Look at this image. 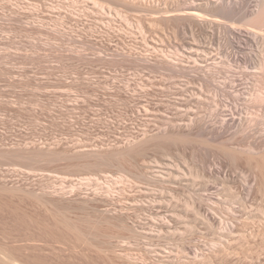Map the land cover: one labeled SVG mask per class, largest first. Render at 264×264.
Here are the masks:
<instances>
[{"label":"rangeland","instance_id":"obj_1","mask_svg":"<svg viewBox=\"0 0 264 264\" xmlns=\"http://www.w3.org/2000/svg\"><path fill=\"white\" fill-rule=\"evenodd\" d=\"M202 1L0 0V264H264L256 0Z\"/></svg>","mask_w":264,"mask_h":264},{"label":"bare ground","instance_id":"obj_2","mask_svg":"<svg viewBox=\"0 0 264 264\" xmlns=\"http://www.w3.org/2000/svg\"><path fill=\"white\" fill-rule=\"evenodd\" d=\"M202 1V0H201ZM226 2V1H225ZM228 2V1H227ZM223 3L222 5H215L214 7H212L213 9L212 10H214V11H216V12H219V13H222V14H224V13H228L229 12V14H230V12L233 10L232 9V6L234 7V5H231L229 2L228 3ZM214 2H212V0H203L202 2H200V3H193V4H191L190 6H188V7H183L184 5L183 4H181V3H179L178 4V6L175 8V9H170V10H165V12L167 13V15H164V16H162V18L163 19H165L166 21H175L176 23H179V24H181V23H188L189 25L190 24H196V17H198V15H199V11H198V8H201V7H208V6H211L212 4H213ZM241 3V2H240ZM100 5V4H99ZM102 5V4H101ZM100 5V6H101ZM101 7H103V6H101ZM235 8V7H234ZM236 9V8H235ZM213 11V12H214ZM233 12V11H232ZM238 12V11H237ZM215 14V13H214ZM216 15V14H215ZM214 15V16H215ZM233 15V14H232ZM222 16V15H221ZM199 18V17H198ZM246 18H248L247 20H248V22H247V27L246 28H243V27H241V28H239V26L238 27H234V26H232L231 27V34H233V35H238V34H242L243 33V35L245 34V36L247 37V40L248 41H251L252 42V45H258L259 47L260 46H263L264 45V0H256V3H255V6L253 7V9L246 15ZM205 20L207 21V22H211V23H218V22H220V20H218L217 18H205ZM236 37V36H235ZM250 42V43H251ZM233 55V54H232ZM236 55H234V57H235ZM234 57L233 56H231V54H229L224 60H223V62H224V64L225 65H227L228 67H229V69L230 68H234V66H235V63L233 62V61H235V62H237V61H239V57H235V59H234ZM173 58H175V57H173ZM244 58V57H243ZM242 58V59H243ZM247 58H250V57H248V56H246V58H245V60H247ZM179 59V61H176V59L174 60V59H171L170 57H169V60H168V67H169V65H172V67H170V68H173V67H176V66H181V64H180V62H182V61H184L183 59H181L180 57L178 58ZM181 59V60H180ZM253 60V59H252ZM167 62V61H166ZM254 62H256V64H257V66H258V68H257V70L255 69L254 71V75H255V77H256V81H260L261 79V77L263 76V74H264V58H261V59H259V58H255V60H254ZM178 66V67H179ZM226 67V66H225ZM181 68H183V67H181ZM262 74V75H261ZM208 76H204V77H206L205 79L208 81L207 83H209V84H213V83H210L211 82V80L213 81L214 79H213V75H211V76H209L210 74H207ZM238 77V76H237ZM235 78V76H228L227 77V79H228V81H226L225 83H227L228 85H229V83H231V86L234 88L233 89V92H235V91H237V89L235 88L236 86H235V84H233L232 85V83H234L235 81H236V79L238 80V78ZM212 78V79H211ZM263 79H264V77H263ZM241 80V79H240ZM246 80V79H245ZM210 81V82H209ZM262 81V80H261ZM261 81H260V83H261ZM249 82H251V81H245V87H248V84H249ZM254 82V81H253ZM264 82V81H263ZM262 82V83H263ZM259 83V82H258ZM258 83H257V85H258ZM226 84V85H227ZM237 84V83H236ZM255 84H256V82H255ZM250 85H251V83H250ZM249 85V86H250ZM260 85V84H259ZM252 87V86H251ZM256 85L254 86V91H253V93L252 94H249V95H251L249 98H248V100H249V102H251V103H253V104H255V105H258L259 107L260 106H262L263 107V105H264V91H263V89L261 90V89H259L260 88V86H257L256 88ZM259 87V88H258ZM244 88V87H243ZM232 92V91H231ZM251 93V92H250ZM239 94H236V97H239L238 96ZM237 99V98H236ZM248 102V103H249ZM254 106V105H253ZM261 118V117H260ZM258 119V118H257ZM195 121V120H194ZM193 121V122H194ZM201 122V119L200 120H198V119H196V123L194 122H192V124L190 125H188L189 127H188V131H186V129L185 128H187V127H185V128H183V127H175L174 126V124H170V127L169 128H166L164 131H162V135L163 136H165V137H175V136H177V135H187V134H189V135H195V133H196V135L198 134V136H200V135H203V133H204V131L206 130V129H204V123H203V121H202V123L204 124H202V123H200ZM262 121H263V119H262ZM255 122V121H254ZM258 122H259V120H258ZM258 124H260V123H258ZM177 125V124H176ZM202 125H203V127H202ZM248 125V124H247ZM178 126V125H177ZM251 126V125H250ZM255 129V128H254ZM196 130V132H194ZM217 130V129H216ZM237 131V130H236ZM207 132V131H206ZM240 133V132H239ZM238 133V134H239ZM205 134H207L206 136L207 137H209V139H214V138H216V136L217 135H215L216 133H215V131L213 132H209V133H204V135ZM218 134V133H217ZM237 134V133H236ZM244 134H246V133H244ZM249 135V134H248ZM234 137V136H233ZM232 138V137H231ZM217 139V138H216ZM263 139V138H262ZM261 139V140H262ZM260 140V141H261ZM216 141V140H215ZM254 141V140H253ZM259 140L258 141H254V143L255 142H257V143H253L252 142V145H250V148L248 147V146H246V147H248L247 149H251V150H254L255 149V146L254 145H258V144H260L261 142H260ZM246 142V141H245ZM248 143H250L251 144V142H248ZM261 145V144H260ZM259 146V145H258ZM262 146V145H261ZM245 148V147H244ZM257 148V147H256ZM246 149V148H245ZM258 149V148H257ZM249 152V151H248ZM255 152V151H254ZM179 174V173H178Z\"/></svg>","mask_w":264,"mask_h":264}]
</instances>
